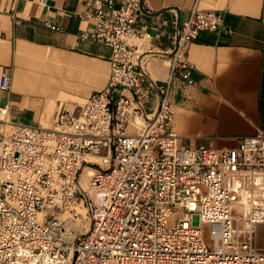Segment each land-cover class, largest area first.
I'll return each mask as SVG.
<instances>
[{"label": "built area", "instance_id": "built-area-1", "mask_svg": "<svg viewBox=\"0 0 264 264\" xmlns=\"http://www.w3.org/2000/svg\"><path fill=\"white\" fill-rule=\"evenodd\" d=\"M86 4L81 17L97 24L81 36L112 48L109 82L75 111L59 112L52 127L2 120L0 264H264L255 243L264 224V134L217 149L184 144L174 127L176 80L195 83L189 45L203 30L222 29L224 15L194 9L178 24L161 82L128 41L143 36V0ZM10 80L4 73L0 89ZM123 90L130 95L116 94ZM136 120L140 131L126 132ZM82 208L87 223L75 231Z\"/></svg>", "mask_w": 264, "mask_h": 264}, {"label": "crops", "instance_id": "crops-1", "mask_svg": "<svg viewBox=\"0 0 264 264\" xmlns=\"http://www.w3.org/2000/svg\"><path fill=\"white\" fill-rule=\"evenodd\" d=\"M87 9L86 0H0V79H11L9 90L0 89V135L4 118L52 127L59 112L75 111L107 86L112 48L82 38L97 24L81 17ZM194 9L220 11L225 24L189 45L195 83L176 80L174 127L188 146L231 148L241 136L264 134V0H143V36L128 41L148 74L166 81L177 26ZM157 103V96L148 99V111ZM140 128L136 120L126 132Z\"/></svg>", "mask_w": 264, "mask_h": 264}, {"label": "rangeland", "instance_id": "rangeland-1", "mask_svg": "<svg viewBox=\"0 0 264 264\" xmlns=\"http://www.w3.org/2000/svg\"><path fill=\"white\" fill-rule=\"evenodd\" d=\"M88 170L89 169H85L84 171V174H83V180H84V183L86 184L87 183V178H88ZM82 212L85 211V209H80ZM81 223L82 224H86L87 223V219L85 218H81L80 220H73L71 221V226L72 227H75V231L76 230H80L81 228ZM255 239H256V236H255ZM256 246H258L259 248H263L264 247V224H262L260 226V230H259V233L257 234V240H256Z\"/></svg>", "mask_w": 264, "mask_h": 264}, {"label": "bare ground", "instance_id": "bare-ground-1", "mask_svg": "<svg viewBox=\"0 0 264 264\" xmlns=\"http://www.w3.org/2000/svg\"><path fill=\"white\" fill-rule=\"evenodd\" d=\"M91 173H92V170L89 169V170H88V175L91 174ZM85 217H86V215H85V211H84V212H83V215L81 216V218H85Z\"/></svg>", "mask_w": 264, "mask_h": 264}]
</instances>
